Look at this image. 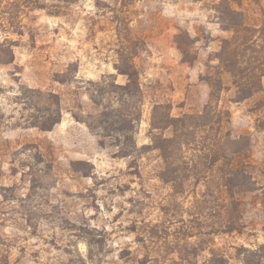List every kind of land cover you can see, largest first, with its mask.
<instances>
[{
  "label": "rangeland",
  "instance_id": "374dc122",
  "mask_svg": "<svg viewBox=\"0 0 264 264\" xmlns=\"http://www.w3.org/2000/svg\"><path fill=\"white\" fill-rule=\"evenodd\" d=\"M219 1L0 0V57L8 59L0 60V264H264L261 191L239 197L242 229L225 232L228 195L205 176L221 177L220 167L176 190L158 176L149 136L154 104L170 103L181 116L201 113L210 100L206 75L231 35L217 17ZM184 31L194 40L191 61L176 42ZM125 33L144 42L134 57L142 88L134 157L118 156L127 141L103 129L91 98L92 81L105 75L126 83L115 69ZM262 81L261 91L237 100L225 79L217 104L229 111L223 133L246 137L257 187ZM51 94L61 120L44 129L35 124L55 109ZM117 98L106 94L102 103L116 107ZM201 148L185 149L191 164Z\"/></svg>",
  "mask_w": 264,
  "mask_h": 264
},
{
  "label": "trees",
  "instance_id": "16d2710c",
  "mask_svg": "<svg viewBox=\"0 0 264 264\" xmlns=\"http://www.w3.org/2000/svg\"><path fill=\"white\" fill-rule=\"evenodd\" d=\"M215 8L223 29L230 31L231 35L222 40L216 54L219 60L216 70L206 75L211 87L210 100L201 113L181 116L172 115L170 103L154 104L149 136L151 147L159 152L161 158L158 176L171 183L176 190L178 186L183 187V182L190 176L202 171L213 172L220 167L221 177L205 176L208 182H216V186L227 193L228 199L223 205L226 215L222 225L223 231L233 232L242 229L239 197L260 190L264 209V186L257 187V181L249 170L254 165L250 160L249 147L243 144L246 137L234 138L228 131L223 133V118L229 122V111L217 110V104L221 92L226 88L225 79L236 87L237 100L249 98L263 89L264 5L262 0H220ZM121 39L122 43L116 50L118 61L115 69L127 77L126 83H117L114 74L105 75L99 81H92L95 89L91 98L102 107L99 115L101 121L107 123L103 129L109 128L127 141L117 151L118 156L134 157L139 150L134 134L141 115L142 100L134 57L137 55L136 49L144 42L126 33ZM193 41L187 31L176 37L177 46L187 61H191L190 47ZM7 52L13 55L9 46ZM0 60L7 62L8 59L0 57ZM106 94L118 97L116 107L102 103ZM51 96L56 100L55 109L45 121L35 124L44 129L51 128L61 120L59 99L55 94ZM194 144L201 145L203 153L198 155L196 162L190 159L191 164L185 149ZM246 264H251L248 259Z\"/></svg>",
  "mask_w": 264,
  "mask_h": 264
}]
</instances>
